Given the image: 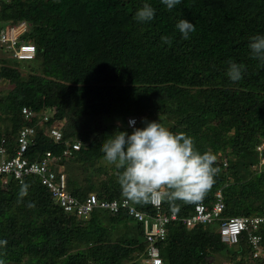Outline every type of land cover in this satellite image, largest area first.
<instances>
[{
	"label": "trees",
	"instance_id": "trees-1",
	"mask_svg": "<svg viewBox=\"0 0 264 264\" xmlns=\"http://www.w3.org/2000/svg\"><path fill=\"white\" fill-rule=\"evenodd\" d=\"M144 3L156 15L138 23L135 13ZM181 19L195 26L187 40L176 28ZM0 22H26L36 48L24 71L12 57L0 58V79L10 87L0 95V145L4 139L9 156L24 127L37 129L25 154L30 161L47 151L61 155L64 143L77 139L81 149L53 166L65 175L66 191L79 202L91 194L121 200V170L104 161L100 147L116 131L132 133L129 117L153 122L159 116L173 133L194 138L201 154L216 155L220 170L202 201H177L178 211L161 202V212L178 216L157 244L162 264H213L214 254L237 264H264L243 238L237 249L229 247L220 222L193 228L182 223L196 204L210 208L218 191L222 219L264 215V168L256 150L264 144V65L248 47L251 37L264 35V0H181L171 11L161 0H2ZM164 36L170 46L162 43ZM229 60L245 66L239 82L226 75ZM24 107L52 117L45 124L25 120ZM105 116L124 118V127L102 126ZM55 121H63L59 144L46 134ZM23 184L28 196L18 203ZM132 203L154 212L149 203ZM258 234L264 243V226ZM0 240L7 241L0 248L7 264H139L147 250L142 225L125 210H96L82 222L33 175L17 182L0 174Z\"/></svg>",
	"mask_w": 264,
	"mask_h": 264
},
{
	"label": "built area",
	"instance_id": "built-area-1",
	"mask_svg": "<svg viewBox=\"0 0 264 264\" xmlns=\"http://www.w3.org/2000/svg\"><path fill=\"white\" fill-rule=\"evenodd\" d=\"M2 0H0L1 2ZM8 1V0H4ZM29 26L26 22L17 24L0 22V49L6 52L17 61H32L36 56V48L33 43L28 41ZM27 34L26 38L23 36ZM21 113L25 120L30 121L37 118L40 124L48 123L52 117L49 111L40 114L28 108H22ZM140 118L129 117L126 120V127L133 129L130 123L134 122V127L139 128ZM61 121H55L46 129L47 136L54 144L62 141ZM37 129L33 127L22 128L16 138L14 156H9L5 148L6 141L3 139L0 145V174L12 175L17 182H22L28 175L38 176L40 182L52 194L54 201L63 209L65 213L77 217L82 222H86L90 215L96 211L117 213L125 210L137 223L142 225L143 240L147 244L145 264H162L157 244L165 240L167 236V225L177 221L176 213L164 214L161 212V203L152 204L154 209L152 214L140 211L127 198L113 201H101L96 195H89L84 201H77L66 191L65 175L54 173L53 166L61 161L63 157H73L81 149L82 143L74 139L64 143L61 155L53 156L47 151L41 159L30 161L25 157L28 147L36 137ZM259 153V169L264 168V144L257 147ZM227 164L224 163V167ZM224 210L222 193L215 194V202L210 208L203 204H196L190 216L183 218L182 223L187 228L196 225H211L220 222L219 234L221 239L231 248L237 249L240 239L243 238L250 246L252 257L264 261V243L258 234L261 226H264V215H252L249 217H231L222 219L221 214Z\"/></svg>",
	"mask_w": 264,
	"mask_h": 264
},
{
	"label": "clouds",
	"instance_id": "clouds-1",
	"mask_svg": "<svg viewBox=\"0 0 264 264\" xmlns=\"http://www.w3.org/2000/svg\"><path fill=\"white\" fill-rule=\"evenodd\" d=\"M161 3L171 11L181 3V0H161ZM156 10L148 3L137 10L134 19L138 23L150 22L154 19ZM176 28L182 38L189 39L195 31L194 24L185 19L177 22ZM162 43L171 45V38L164 36ZM252 58L264 65V35L250 38L248 45ZM227 77L233 83L243 78L245 66L228 61ZM143 128L134 127L133 131H116L101 145L106 163L121 170L117 182L122 195L134 203L159 204L162 201L173 204L177 201L197 203L204 199L206 193L215 183L214 177L219 168L214 167L217 157L211 151L203 154L197 150L194 138L186 133H173L159 121H141ZM29 185L23 184L18 194V203L28 196ZM29 208L35 204L29 202ZM7 245L6 240H0V248ZM0 264H7L0 258Z\"/></svg>",
	"mask_w": 264,
	"mask_h": 264
},
{
	"label": "rangeland",
	"instance_id": "rangeland-1",
	"mask_svg": "<svg viewBox=\"0 0 264 264\" xmlns=\"http://www.w3.org/2000/svg\"><path fill=\"white\" fill-rule=\"evenodd\" d=\"M9 57H11V56L6 52L5 49H0V58L10 59ZM11 61L10 62L12 63V65L18 66L20 68V70H22V71L26 70V67L24 66V65H26V62H24V61H16V60L14 61L12 59H11ZM9 91H10V87H9L8 82H6L5 80H1L0 79V95L1 94H6ZM142 120H147L148 122H150L149 119H140L139 124H138L139 128H143L144 127V124L141 122ZM155 120L157 122L158 121L160 122L159 116H156ZM101 123H102V126H107V125L113 124L116 127H120L121 128V127H124V125H125V119L124 118H114V117L105 116V117L102 118ZM61 124H63V121H61ZM131 227L135 228L136 226H133L131 224ZM213 259H214L213 264H237V261L236 262L235 261L230 262V259H226L225 256H221L219 254H214L213 255ZM139 264H145V263L140 261Z\"/></svg>",
	"mask_w": 264,
	"mask_h": 264
},
{
	"label": "water",
	"instance_id": "water-1",
	"mask_svg": "<svg viewBox=\"0 0 264 264\" xmlns=\"http://www.w3.org/2000/svg\"><path fill=\"white\" fill-rule=\"evenodd\" d=\"M27 37V34H25L24 36H23V38H26Z\"/></svg>",
	"mask_w": 264,
	"mask_h": 264
}]
</instances>
